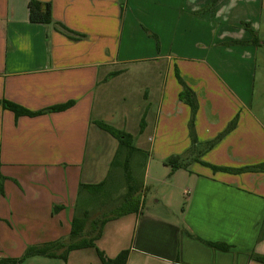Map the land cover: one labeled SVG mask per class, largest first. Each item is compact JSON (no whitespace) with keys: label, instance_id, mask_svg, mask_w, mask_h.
Returning <instances> with one entry per match:
<instances>
[{"label":"crops","instance_id":"crops-1","mask_svg":"<svg viewBox=\"0 0 264 264\" xmlns=\"http://www.w3.org/2000/svg\"><path fill=\"white\" fill-rule=\"evenodd\" d=\"M39 1L53 23H32L29 0H0V101L37 113L0 103V258L68 245L76 217L93 232L81 185L105 183L128 156L105 122L132 135L130 167L145 162L139 211L109 220L95 248L21 264H102L96 248L110 259L128 250L127 264H264L262 43L244 27L261 29L264 0ZM129 76L141 78L134 89ZM167 176L163 211H144Z\"/></svg>","mask_w":264,"mask_h":264},{"label":"trees","instance_id":"trees-1","mask_svg":"<svg viewBox=\"0 0 264 264\" xmlns=\"http://www.w3.org/2000/svg\"><path fill=\"white\" fill-rule=\"evenodd\" d=\"M29 8V18L32 23L37 24H51L53 23L52 13H51V4L44 3L39 0H29L28 3ZM244 27L250 32L252 35V43L256 46L260 45V39L257 33L252 30L249 24H244ZM155 37V36H154ZM156 38V37H155ZM237 44H241L242 42H236ZM181 84L183 85V91L180 94V99L185 103L189 104L192 108V113L195 114L197 110V101L194 93L185 85L182 79L179 77ZM6 109L13 111L17 116H25V115H35L37 113H33L25 109L24 107L17 105L15 103L9 101H0ZM70 105L66 106H58L54 107L52 110L60 111L66 109ZM101 129L110 133L114 137H116L121 144L122 148L128 149V156L124 164V168L127 174L128 179V192L126 193L124 202L113 210V213L109 216H106L101 219H96L92 222L93 232H85L87 216L85 217H76L73 220L72 232L70 235L71 243L65 246L62 242H54L50 244H43L38 246L29 247L24 256L21 258H0V264H21L28 258L32 257H48V258H57L60 256L64 261L67 260L68 254L70 251L77 249H85V248H95L96 241L102 236V228L104 225L111 219L116 217H121L130 213H137L139 211L140 206V195L137 193L135 189H133L134 183L132 181V173L130 171V158L135 151V146L132 144V135L123 132L112 125H109L105 122H97ZM169 165L172 166V171L175 169L181 168L178 164V158H172L168 162ZM217 169V168H215ZM105 183H100L97 185H88L83 184L81 188L87 190L91 194H99L102 191V188ZM2 186V185H1ZM2 190V189H1ZM264 226V225H263ZM219 249H227V246L220 244H211ZM65 248V252L61 255H57V251ZM96 251L102 261V264H127V260L129 257V251H122L117 257L110 259L107 258L102 251L96 248ZM257 259L264 263V257H257Z\"/></svg>","mask_w":264,"mask_h":264},{"label":"rangeland","instance_id":"rangeland-1","mask_svg":"<svg viewBox=\"0 0 264 264\" xmlns=\"http://www.w3.org/2000/svg\"><path fill=\"white\" fill-rule=\"evenodd\" d=\"M259 23L261 24V29L256 32L261 39V47L257 57V67H256V89H255V97L254 104L259 105L260 103H264V8L261 12V18L259 19ZM138 75V74H137ZM136 75V76H137ZM135 76V75H134ZM144 76V75H140ZM129 76V80L125 82V88L129 89L136 87V85L140 84V77ZM124 85V83H123ZM123 85L119 86L124 89ZM134 108V107H133ZM121 130V129H120ZM134 161L131 162L130 171L132 173V181L135 183L132 187L133 189L139 192V182L142 184L143 181V172H144V160L139 161L137 157H134ZM144 158V157H143ZM124 160L118 159V162H122ZM121 166L116 165L113 167L108 179L106 180L102 191L99 194H88L87 192H83V195L80 198V207L82 212L85 210H89V217L93 220L101 219L105 215L109 214L111 211L119 207L125 199L126 193L128 192V179L126 171L123 167V162L120 163ZM172 168V167H171ZM170 176H167L161 180L159 183L151 184L148 192L145 194L147 196L146 204L144 205V211L147 212H160L163 211L162 207H159L155 202L161 197L168 199L169 196H165L166 192L170 191L169 186ZM127 191V192H125ZM125 192V193H124ZM92 228L90 225L89 228Z\"/></svg>","mask_w":264,"mask_h":264}]
</instances>
